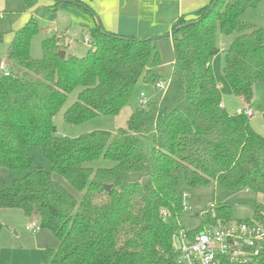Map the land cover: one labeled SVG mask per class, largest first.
Instances as JSON below:
<instances>
[{
	"label": "trees",
	"instance_id": "trees-1",
	"mask_svg": "<svg viewBox=\"0 0 264 264\" xmlns=\"http://www.w3.org/2000/svg\"><path fill=\"white\" fill-rule=\"evenodd\" d=\"M36 2L24 0L27 9ZM61 3L93 14L80 0H55L53 11ZM255 6L256 0H212L194 20L176 21L170 32L171 79L180 96L164 107L161 118L159 102L148 101L114 134L58 136L54 117L77 88V100L63 115L66 123L118 116L136 87L162 80L159 38L120 36L97 26L82 57L61 59L64 47L52 36L42 41V58L34 60L30 43L39 31L36 20L15 32L7 75L0 71V170L26 173L10 186L0 182V209L20 210L57 238L59 245L45 251L44 264H174L172 236L183 214L177 170L189 188L217 183L225 191L245 189L264 200V137L247 117L221 106L212 71L218 35L232 37L224 51V79L236 98L246 105L253 101L254 86L264 84V27L241 23L240 17ZM146 140L153 144L150 155ZM33 146L42 149L50 172L32 168L27 149ZM99 159L114 165L86 167ZM252 208L253 218L239 221L264 229V203ZM161 210L171 217L162 218ZM217 210V219L232 220L230 207ZM247 264H264V241L259 257Z\"/></svg>",
	"mask_w": 264,
	"mask_h": 264
},
{
	"label": "rangeland",
	"instance_id": "rangeland-1",
	"mask_svg": "<svg viewBox=\"0 0 264 264\" xmlns=\"http://www.w3.org/2000/svg\"><path fill=\"white\" fill-rule=\"evenodd\" d=\"M51 2L53 1L37 0L34 7L27 9L24 0H0V34L3 36V41L0 44V62L7 63V50L15 32L22 28L30 19L36 20L39 26V31L32 37L30 43V56L34 60L42 58V41L48 36L50 38V36L60 35V37L58 36L60 45L65 47V42L69 38L62 36V34L64 35L66 30L69 31L68 37H71L70 39L73 42L66 52L70 53L73 51L74 56L77 57L83 56L87 52V46L83 43L80 29V24L86 26V23L79 19V15L81 13L87 14L86 12L88 11L74 4L61 3L58 5L56 12H51L49 10ZM68 10L70 12H67ZM247 11L248 13L246 14L248 15L241 19V23L249 21V24L252 22L257 28L264 27V1H256L255 8ZM41 28H44L45 31L49 30V35L45 34L43 30L41 31ZM231 38L226 35H218L217 44L220 52L212 60V71L219 86L222 103L226 111L230 114H235L236 109L244 107L245 104L233 95L223 75L224 51L229 47L228 45L230 44L228 43H230L229 39ZM166 40L163 39L157 41V43ZM157 48L160 51L158 46ZM160 58L163 62L162 55ZM161 81L165 82L164 91H157L154 87H148L147 97L145 98L148 101L157 100L159 102L158 118L162 117L164 107L181 94L179 84L171 79L170 65L166 66V70L162 72ZM80 90V88H77L68 95L65 103L54 117V125L57 128L58 136L74 138L94 131H107L114 134L117 130L126 127L130 117V109L139 107L140 87L138 86L133 91L127 107L118 116H99L79 125H70L64 121L63 115L67 108L77 100ZM249 106L254 110V116L249 119V125L255 132L264 137V119L262 117L264 110V84L257 83L254 86V98ZM179 108L185 111L183 103L179 105ZM144 145L147 155H150L153 150L151 140H146ZM27 155L32 160V168H41L50 172V165L40 147H29ZM113 165L114 163L111 161L99 159L86 164V167L96 170L111 168ZM25 173L24 171L1 169L0 182L10 186L14 179L23 177ZM174 174L178 179L177 193L181 197L185 194L187 195L185 199L187 208L180 218L181 224L186 229L197 227L200 223L199 216L207 213L211 204L230 207L231 219L239 221L252 219L254 216L252 206L259 202L264 203L260 196L250 191L242 189L237 192H228L219 187L217 183L189 188L184 183L181 171L177 170ZM52 177L80 200V195L62 177L56 174H52ZM31 222L32 220L26 218L20 210L0 209V264H44L42 258L45 251L58 247L59 241L51 232L40 229L35 233L27 231L25 228Z\"/></svg>",
	"mask_w": 264,
	"mask_h": 264
},
{
	"label": "crops",
	"instance_id": "crops-1",
	"mask_svg": "<svg viewBox=\"0 0 264 264\" xmlns=\"http://www.w3.org/2000/svg\"><path fill=\"white\" fill-rule=\"evenodd\" d=\"M52 1L53 2H51L52 4L50 5L49 10L51 12H56L59 6L57 7L56 11H53L52 6L54 5L55 0ZM80 1L86 4L88 8H90V10H92L93 12V14L86 12L87 14L81 13V15H79V19L86 23V26H83L79 23L81 26L80 29L82 31L83 40L86 37L90 38V34H89L90 30L97 26H102V28L105 31H108L110 33L120 36L133 37L136 39L159 38L157 41L167 39L164 42H160L161 44L159 42L158 43L156 42V45L160 48L159 51L161 53V54L159 53L160 57L162 55V60H163V62L161 61L162 68H165L166 70V66L168 65L171 66L173 63V54H172L173 49H172L171 38L164 36L170 34L173 24L179 19H184L186 21L194 20L196 18V12L208 6L212 0H80ZM256 1L261 2L264 0H256ZM67 12L70 11L68 10ZM246 13H248V11H245L242 14V16L240 17V21L241 19H243V17L248 15ZM246 23H249V21ZM250 24L253 25L254 23L252 24L251 22ZM253 26L257 28L255 25ZM42 30L44 31L45 34L49 35L48 33L49 30L45 31L44 28H41V31ZM54 36L60 37V35L58 34ZM62 36L69 38L68 40L66 38L67 41L65 42V47L63 45L66 56H74L73 51H71L70 53L66 52L67 50H69V46L73 44L72 40L70 39L71 37H68L69 31L66 30L64 32V35L62 34ZM48 37H46L45 39H47ZM229 40L231 43L233 39L231 38ZM6 61H7V57H6ZM5 65L7 66L8 69L9 68L8 62ZM141 92H144L146 94L148 92L147 88L140 89L139 94ZM238 99L239 101L242 102L240 98ZM221 106L225 108L222 102H221ZM245 106L251 108L249 105L245 104L244 107ZM126 107L127 105L123 108V110ZM139 107H140V103H139ZM137 108L132 107V109H130V115ZM29 220H32V222H36L35 219H29Z\"/></svg>",
	"mask_w": 264,
	"mask_h": 264
},
{
	"label": "built area",
	"instance_id": "built-area-1",
	"mask_svg": "<svg viewBox=\"0 0 264 264\" xmlns=\"http://www.w3.org/2000/svg\"><path fill=\"white\" fill-rule=\"evenodd\" d=\"M83 43L90 47V38H84ZM7 70V66L1 62L0 71L7 75ZM154 88L164 91L165 82H157ZM145 98L146 94L141 92L140 106L148 102ZM235 114L244 115L248 119L254 116L248 106L236 109ZM186 198V194L182 196L183 212L187 208ZM217 207L211 204L209 211L199 216L200 223L194 229H186L180 219L176 220L172 236L174 264H247L256 261L262 250L264 229L254 222L217 219ZM160 214L165 220L171 217L166 210H161ZM206 218L212 220V223L205 222ZM25 229L34 233L39 226L31 222Z\"/></svg>",
	"mask_w": 264,
	"mask_h": 264
},
{
	"label": "water",
	"instance_id": "water-1",
	"mask_svg": "<svg viewBox=\"0 0 264 264\" xmlns=\"http://www.w3.org/2000/svg\"><path fill=\"white\" fill-rule=\"evenodd\" d=\"M170 36H171V34H168V35H166V36H164V37H170ZM59 56H60L61 59H63V58H65L66 54H65L64 51H60V52H59ZM164 70H165V68H161V69H160L161 72H163ZM38 169H41V168H38ZM105 188H106L107 190L110 189L109 186H106Z\"/></svg>",
	"mask_w": 264,
	"mask_h": 264
}]
</instances>
